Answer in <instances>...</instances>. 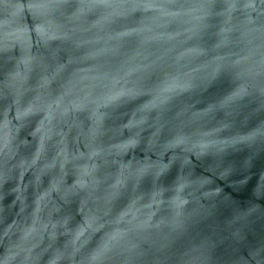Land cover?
<instances>
[{
	"label": "clouds",
	"instance_id": "9594fccd",
	"mask_svg": "<svg viewBox=\"0 0 264 264\" xmlns=\"http://www.w3.org/2000/svg\"><path fill=\"white\" fill-rule=\"evenodd\" d=\"M0 264H264V0H0Z\"/></svg>",
	"mask_w": 264,
	"mask_h": 264
}]
</instances>
